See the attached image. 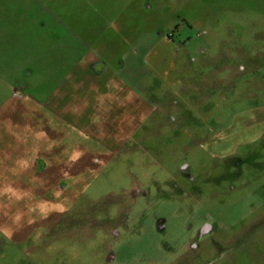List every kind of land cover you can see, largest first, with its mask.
Segmentation results:
<instances>
[{
    "label": "rangeland",
    "instance_id": "rangeland-1",
    "mask_svg": "<svg viewBox=\"0 0 264 264\" xmlns=\"http://www.w3.org/2000/svg\"><path fill=\"white\" fill-rule=\"evenodd\" d=\"M0 264H264V0H0Z\"/></svg>",
    "mask_w": 264,
    "mask_h": 264
},
{
    "label": "crops",
    "instance_id": "crops-1",
    "mask_svg": "<svg viewBox=\"0 0 264 264\" xmlns=\"http://www.w3.org/2000/svg\"><path fill=\"white\" fill-rule=\"evenodd\" d=\"M41 166V165H40ZM40 166H39V168H40ZM43 168H44V166H43ZM41 169H42V167H41Z\"/></svg>",
    "mask_w": 264,
    "mask_h": 264
}]
</instances>
